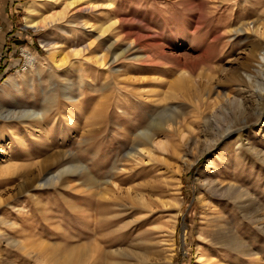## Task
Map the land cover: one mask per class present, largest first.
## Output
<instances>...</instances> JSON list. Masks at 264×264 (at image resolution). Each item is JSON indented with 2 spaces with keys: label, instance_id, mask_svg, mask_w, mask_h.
<instances>
[{
  "label": "rangeland",
  "instance_id": "374dc122",
  "mask_svg": "<svg viewBox=\"0 0 264 264\" xmlns=\"http://www.w3.org/2000/svg\"><path fill=\"white\" fill-rule=\"evenodd\" d=\"M32 1L0 0V264H48L45 253L36 257L45 247L58 250L56 264H76L72 250L92 243L98 217L88 196L115 191V244L100 246L127 253L86 255L84 264H264L262 0H92V11L38 30L25 25ZM48 2L36 17L54 8ZM78 19L110 25L105 35L121 38L118 60L68 23ZM238 22L253 25L231 32ZM25 48L37 60L29 74ZM36 68L32 85L10 87L9 78ZM227 97L243 100L246 118ZM30 109L43 117L24 116ZM246 120L220 136L224 124ZM142 128L149 142L125 158ZM63 166L77 168L55 184L18 185L23 171ZM87 172L100 187L85 188ZM228 185L234 191H222Z\"/></svg>",
  "mask_w": 264,
  "mask_h": 264
},
{
  "label": "bare ground",
  "instance_id": "6f19581e",
  "mask_svg": "<svg viewBox=\"0 0 264 264\" xmlns=\"http://www.w3.org/2000/svg\"><path fill=\"white\" fill-rule=\"evenodd\" d=\"M43 1H49L48 3H50V7L52 6L54 8H56L55 4H56V6L59 4L58 6L60 7V9L57 10V8L56 9L50 8L48 10L49 11L48 13L45 12L46 14H44V15H42L40 17H36V15L39 14V11H40L37 6H39V4L42 5ZM64 1H62V0H34V1H32V5L30 4L31 6L29 5V7H27V14L24 16L25 25L28 26V27H31V28H34V29L38 30V29H41V28H45L47 26H51L53 24H57L59 21H63V19L65 20L64 22H66V21H69L71 17L79 18V15L85 14V13H87V11H90V10L92 11V9L96 6L92 0H91L92 2H87V1L83 2L82 1L83 3H80V4H78L77 0H71L69 2L68 1L64 2ZM262 2L264 3V0H262ZM237 4H234V6L237 5ZM68 23L69 24L70 23L78 24L82 29L87 30L89 32H92L91 35H93L95 39L99 40L102 43H108V45H106L107 46L106 49L110 53V55H112L111 56V58H112L111 63H113L116 60H118L119 57H118V55H116L117 49L115 48V45L121 38H119V37H113L112 38L111 36L105 35V33L108 32L107 30L109 29L110 25H109V27L108 26H105V27L96 26L94 24L89 23L88 21H82V20H79V19H78L77 22H72L71 21V22H68ZM238 24L239 25H237V26L235 25L236 27H234L233 31L231 30V32L240 33V32H243L246 29L251 28V26L253 25V24H251V22H238ZM244 27H247V28L245 29ZM133 44L134 43L132 41L129 42V43L125 42V52H126V50H131ZM54 45H55V42H53V41L46 40V42H44V46L47 49H49V50H54ZM24 52L26 54L25 55L26 56V65H27L26 70H27V73L29 74L31 72V70H32L31 68H33V65H36L37 60H36V57H35L34 53L31 52V50H29L28 48L27 49L25 48ZM80 52H81V50L79 48L76 49L74 47V48H72L71 54L72 55H77ZM120 52H122V51H120ZM256 57H257V59L259 61V65L262 68L264 66V51L261 52ZM50 58H52L55 63L58 62V60L55 59L53 54H51ZM102 58L98 57L97 61L102 62V60H103ZM59 60H60L59 62L62 63L63 57H62V59H59ZM37 70H38V68H36V73L35 74L32 73L33 75L32 74L31 75H27L26 73L20 74L19 78H21V79L19 81H17V79H15L14 77L9 78L8 81H9L10 87L17 86V84L19 85V83L23 84V85H26V81L27 80L30 81V83L32 85L34 82H36V80L38 78L39 79L41 78L40 77V73ZM259 92H260L259 96L262 97L263 94H261V93H264V82H261L260 87H259ZM3 95H4V93H3ZM259 96H258V98H259ZM225 99H226L225 103H227L229 105L234 104L236 106V108L238 109V112H239L238 115L241 116V118L242 117L246 118L245 112H244V110L242 108L243 100L236 99V98L230 99L228 97L225 98ZM50 100H53V99H50ZM259 100H261V99H259ZM170 108H172V107L171 106H169V107L164 106V108L162 109L163 110L162 115H164L163 117H166L167 120L171 118V113H170L171 110H169ZM11 109H13V108H11ZM4 112H6V110H4V107L0 104V115H1V113H4ZM10 112H13V111H10ZM42 114L44 115L42 110L34 111V110L30 109V111L28 113H25L24 116H28V117L31 116V117H34V118L38 119L40 116L43 117ZM149 115L152 118L153 113H152V115L151 114H149ZM256 115H259V114H256ZM2 118H5V117H2ZM7 118H8V116H7ZM224 121H225V119H224ZM247 122H248L247 120L245 122L242 121L243 124L239 123V125H237V124L234 125L232 122H228V123L224 124L225 128H223L222 132L220 133L221 134L220 136H223L225 134H229L232 130L237 131V130L241 129L242 127H239V126H242V125L246 124ZM132 135H134V138L130 139L131 148L124 153L125 154L124 155L125 158L135 157V155H138L139 153H141V150L138 151V149H137L139 144L141 145V143L139 141H140V139H145V140H147L149 142L150 130L148 128H142L140 131H138V132L136 131V133L133 132ZM239 146L240 145L238 143L236 148L239 149ZM249 147H250V145H249ZM256 152L257 151H255V153ZM116 161L110 167V170H109L110 173L111 172H115V173L118 172V169H117L118 166L116 165L117 164ZM76 168L77 167H75V166H63L60 169H58L57 171H55V172L52 171L53 173H50L49 171H46V169L45 170L44 169H42V170H38L37 169L36 171L31 170V171H25V172L23 171L22 172L23 173L22 174L23 182H19L18 185H19V187L21 189H25L26 190V188L55 184V183L59 182L61 180V178L65 174L71 173L72 170L76 169ZM13 170H14V167L13 168L12 167H7V168L3 169V172L11 173ZM84 170H85V167H84ZM87 174L88 175L86 176L85 183H84L85 188H88L87 190H89L92 187H98V186L100 187L101 186L99 181H97L98 179H96L94 176H92L91 173L89 174V172H87ZM103 182L104 183H109V180L106 179ZM110 186H111V190H113V192H114L115 191L114 190L115 188L113 187L114 185H110ZM233 188H234V185H232V186L228 185L226 187H222V191L228 192V191L233 190ZM115 192L114 193H110L109 194V198H106L107 200L106 199L104 200L103 198H102L103 200H99L100 198L97 199L94 196V194H92L90 197L88 196V200L89 201L91 200V202H94L95 204H98V211L96 210V213H97L98 217H96V219H94L92 224H91L92 225V229L94 230V232L93 233L91 232L92 234L86 236V237H92V243L90 245L84 247V248L83 247L82 248L78 247V248H75L74 250H72V251L75 252L76 256H78L76 264H84L86 259H83V257H85L86 255H89V257H90V256H93L94 254H99V255H105L106 256L108 254H113V253H115L117 255L120 254V253L123 254V255L127 253L126 249L123 248V247L122 248L117 247L114 250H109L108 251L107 248L105 249V247L103 246L104 244H107V243L110 244V245L111 244L112 245L115 244L114 242H115L116 238H114L115 236H113V234H114L115 230H118V229L117 228H115V229L113 228L112 229V227L118 221H117V218H115L113 216L109 217L110 216L109 214H111V212L113 210L112 207H114L117 204V200L116 199L118 198V196L115 195ZM105 194H107L105 191L101 192V196L104 197V198L106 196ZM0 222L4 223L5 221L0 218ZM88 232H90V231H88ZM119 240H120V238H119ZM87 241H89V240H87ZM102 243H103V245H102L103 247L100 246V244H102ZM119 243L120 242H118L117 244H119ZM51 248L50 247H45L46 250L37 253L36 257L41 258L40 254L41 253H45L46 256H48V260H49V261L45 260L46 261L45 263L56 264V261L54 260V255H60V254H59L58 250H53ZM127 249H129V248H127ZM70 251H68V252H70ZM62 264H65V263L62 262Z\"/></svg>",
  "mask_w": 264,
  "mask_h": 264
}]
</instances>
